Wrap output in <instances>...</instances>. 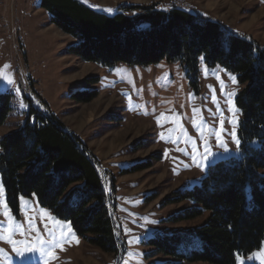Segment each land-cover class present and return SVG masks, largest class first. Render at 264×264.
<instances>
[{"label":"rangeland","instance_id":"1","mask_svg":"<svg viewBox=\"0 0 264 264\" xmlns=\"http://www.w3.org/2000/svg\"><path fill=\"white\" fill-rule=\"evenodd\" d=\"M81 1L113 15L120 5H150L167 0ZM183 1L199 14L219 20L231 31L251 36L264 45V0ZM40 2L0 0V72L11 76L14 81L9 85L0 79V93L11 94L13 106L5 125L0 127V141L23 123L28 108L27 97L47 112L48 105L67 129L80 136L100 160L104 188L111 197V210L120 229V250L111 254L89 244L70 221L59 218L51 209L42 206L35 195H21L18 208L14 209L5 189L11 213L28 233L29 239L35 235L29 230V218H33L45 240L52 239L44 224L47 222L49 229L53 225L47 218H41V209L62 225L71 226L72 234L66 237H61L60 233L62 230L67 233V228H55L60 246L52 248L54 256L48 264H125V261L127 264H160L169 258L156 253L155 246L151 244L157 233L194 228L208 218L206 213L195 220L170 222L173 215L194 206L189 199H174L200 185L211 165L240 156L238 130L241 112L233 114L229 111L226 95L236 92L232 100L239 109L236 98L240 86L229 78L230 74L236 75L221 66L210 67L201 58L197 74L179 60L114 67L86 62L69 53V47L76 40L51 24V15ZM5 65L9 67L5 69ZM217 75L224 83L223 92ZM95 77L98 78L96 84L87 82ZM16 88H19V93ZM213 89L219 111L212 102ZM82 90H96L98 95L91 102L73 100L72 95ZM194 108L200 110L195 117ZM161 113L169 117L177 114L178 123L161 120L158 125L157 117ZM194 118L198 124L203 122L201 130L213 153L207 160L200 158L203 140L200 131L193 127ZM234 118L237 120L235 131L239 147L231 137V120ZM221 119L224 129L221 135L227 143V152L217 145L215 139V133L221 128ZM179 125L186 130L187 136L181 133ZM161 133L166 139H160ZM188 137L195 141L196 153L192 143L186 142ZM193 155H196L195 161ZM147 162L151 164L149 168L131 172L135 166ZM0 183H3L1 173ZM21 198L28 201L26 206L21 204ZM6 226L7 219L0 207V233ZM13 238L20 240L25 237L17 233ZM260 248L242 255L245 264H259L258 260L249 261L248 256ZM0 249L12 257L13 264H17L18 258L11 252L10 245L0 242ZM0 264L7 262L0 258ZM32 264H45V258L37 252L32 255ZM234 264H237V257Z\"/></svg>","mask_w":264,"mask_h":264},{"label":"trees","instance_id":"2","mask_svg":"<svg viewBox=\"0 0 264 264\" xmlns=\"http://www.w3.org/2000/svg\"><path fill=\"white\" fill-rule=\"evenodd\" d=\"M51 24L76 43L69 53L105 67L181 61L195 74L200 58L236 75L241 112L240 156L211 165L200 185L174 200L193 201L169 218L179 223L208 213L194 228L165 230L151 239L160 264H234L264 242V45L205 17L183 0L150 5H120L113 15L81 0H41ZM98 78L87 82L96 84ZM96 90L77 91L76 102H91ZM25 119L1 138L0 173L8 201L18 208L21 195L37 196L44 207L72 223L85 240L106 253H117L120 229L104 188L100 160L83 139L50 110L27 97ZM13 110L12 95L0 93V127ZM151 166L142 163L133 171Z\"/></svg>","mask_w":264,"mask_h":264},{"label":"snow or ice","instance_id":"3","mask_svg":"<svg viewBox=\"0 0 264 264\" xmlns=\"http://www.w3.org/2000/svg\"><path fill=\"white\" fill-rule=\"evenodd\" d=\"M203 59V57H201ZM5 69H7L9 66L5 65ZM205 74L207 75V69L205 68ZM229 78L232 80L233 83H238L236 80V77L234 75H229ZM0 79L4 80L7 84L11 85L14 83L13 79L9 75H5L2 72H0ZM217 80L220 81L221 84V91L223 92L224 83L222 80H220L219 75H217ZM17 93H19V88L15 89ZM212 102L217 105V110L219 111L218 107V100L215 95V90H212ZM228 96V104H229V111L233 112V114L237 113L239 109H237L233 103L232 97L236 96V92L232 93H226ZM21 107H24L23 104H21ZM200 110L194 108L193 109V116L197 113H199ZM161 120L164 121H172L174 123H178L179 116L177 114H173L171 117L166 116L164 113H161L159 117H157V124L160 125ZM231 123L233 125V130L231 132L232 140L235 142L237 147H239L240 141L237 138L236 135V124L237 120L234 118L231 120ZM193 127L197 128L198 131H200L201 139L203 140V153L201 154V160H207L209 156L213 155L211 148L209 146L208 140L204 139V133L201 130L203 125V122L201 121L200 124L197 123L195 118L192 120ZM220 131L215 133V139L217 145L222 148L225 152L228 151V146L226 141L223 139L221 133L224 131L223 129V119L220 121ZM162 126V125H161ZM180 131L184 136H187V132L185 129H183L182 125H179ZM170 131H175V129H171ZM160 139L164 140L166 137L163 133L160 134ZM175 142V141H173ZM186 142H191L193 147V152L196 153V144L195 141L191 139V137H188ZM177 151H183L182 149H177ZM193 160H196V155H193ZM202 166V165H198ZM21 204L27 205L28 201L21 198ZM0 207L3 209V216L7 219V226L3 228V232L0 233V242H5L8 245L11 246V252L15 255V257L18 258L17 264H32V255L35 253H39L42 258H45V264H48V261L53 258L54 253L52 251V248L59 247L60 242L56 240L55 236V228L60 227L61 229L67 228V233H65L63 230L61 231L60 235L61 237H66L69 234H72V229L70 225H62L59 221H57L54 217H52L47 211L41 209L42 213V219L47 218V220L51 221L53 228L49 229V225L46 222L44 224L45 231L47 232L48 236H50L52 239L45 240L43 238V235L41 234L40 230L36 227L35 223L33 222V218L28 219V225L29 230L31 233H34L35 235L31 237V239L28 238V233L24 230L23 226L15 221L14 216L11 213V210L9 208V205L5 198V187L3 183H0ZM19 234L21 237H25L24 239H14L13 236L15 234ZM73 235V239H74ZM131 242V241H130ZM78 243V241H77ZM243 254L237 255V264H245L243 258ZM0 258H3L4 261L7 262V264H13L12 257L4 250L0 249ZM249 261H255L258 260L259 264H264V247L260 248L258 251L253 252L251 255L248 256ZM125 264H127V261H125Z\"/></svg>","mask_w":264,"mask_h":264}]
</instances>
